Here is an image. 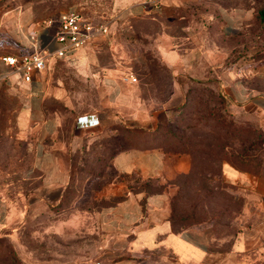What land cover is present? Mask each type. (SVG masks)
I'll return each instance as SVG.
<instances>
[{"label":"rangeland","instance_id":"rangeland-1","mask_svg":"<svg viewBox=\"0 0 264 264\" xmlns=\"http://www.w3.org/2000/svg\"><path fill=\"white\" fill-rule=\"evenodd\" d=\"M199 2L219 3L229 10L252 5L255 21L240 30L238 35L220 39L222 52L220 55L211 53L214 63L206 61L207 65H213L221 59L216 67L218 78L215 75L208 77L205 85L189 83L186 78L176 79L180 92L175 90L177 86H171V77L156 52L152 36L161 34L164 28L172 33L180 32L187 19L170 22L162 19H115L114 0H15L14 4H29L36 17L44 19L75 7L92 19L111 25L115 43L103 47L99 52L100 60L109 62L113 53L126 67L127 74L131 73L137 79L138 74L141 76L142 83L146 84L142 95L158 105L155 107L159 124L152 137L153 143L164 146L169 154H185L189 159L187 172L166 179L165 185L175 186L170 200L177 192L175 183L191 181L197 185L203 180L200 176L203 169H212L216 173L213 179L218 182L212 179L210 183L219 185V189L205 202L207 206H191L196 197L188 191L184 198L186 204L176 203L174 220L176 225L190 223L188 227L208 223L213 238L210 250L223 256L231 251L235 237L246 226L264 219L263 183L258 185L260 190L257 186L250 187L248 182L232 183L221 170L225 163L222 164L221 158L226 157L246 168L251 176L264 178V111L252 103H236L223 91L224 94L219 97L215 91L221 81L219 77L225 79L231 62H245L248 58L253 69L264 66V20L261 22L259 15L260 9L264 8V0ZM194 14L198 17L194 22L190 19L191 25L197 26L201 20L205 21L200 17L204 14L203 10ZM20 49L21 45L8 34L6 28L0 27V57L18 55L22 51ZM187 88L186 105L173 112L171 109L181 103L179 98L183 99V89ZM96 95L75 100L72 99L73 92H70L74 103L102 105L104 101ZM23 98L22 88L9 91L6 86L0 85V200L12 210L8 221H1L0 264H91L103 254L102 211L124 197L125 185L138 187L145 182L144 178L135 174L126 176L116 173L110 165L111 158L121 148L135 145L136 138L138 146L141 145L145 136L130 130L123 131L121 127L118 129L112 119L100 135H79V147L73 149L68 158L64 157L70 163L64 190L56 202L39 204L35 201L40 185L37 173H32L31 179H28L21 170L25 163L32 160V155H22L21 143L17 141L16 118ZM63 113L65 121L60 137L73 140L77 133L71 128L69 105L63 107ZM109 114L113 116L114 112L110 110ZM197 118H200V123L196 122ZM217 135L223 137L226 144L216 156H205L202 153L206 148L200 149L191 144L199 138L203 148L205 141L215 139ZM184 150L190 153L182 152ZM221 180L223 182H219ZM180 218H188V221L183 222ZM211 259L220 258L216 255ZM233 259L237 264H264V249L247 251Z\"/></svg>","mask_w":264,"mask_h":264},{"label":"crops","instance_id":"crops-1","mask_svg":"<svg viewBox=\"0 0 264 264\" xmlns=\"http://www.w3.org/2000/svg\"><path fill=\"white\" fill-rule=\"evenodd\" d=\"M199 1L114 0L115 19H162L169 22L187 19L180 32L172 33L164 28L161 34L152 36L173 88L178 85L176 79L179 78L216 76L217 63L221 59L213 65H207L206 61L212 60L211 53L220 55L222 52L220 39L238 35L254 18L252 5L229 10L219 3L202 4ZM14 3L15 0H0V27H5L21 45L22 51L18 55L34 51L52 53L57 47L53 41L54 27L45 26L44 17H36L31 5ZM201 10L204 14L200 17L205 21L201 20L197 26L191 25L190 19L194 22L198 17L194 12ZM108 28L107 35L94 37L83 48L68 52L64 57L50 56L45 68L33 72L29 82L23 81L20 74L1 60L4 55L0 57V85L9 91L20 87L24 92L16 118L17 141L21 143L23 156L32 155V160L21 170L28 179L32 173H37L40 185L35 201L39 204L56 202L64 190L70 171V163L64 157L68 158L73 149L79 147V135H100L111 119L118 129L121 127L123 131L130 130L145 136L141 145L138 146L136 138L135 145L121 148L113 154L110 165L116 173L136 174L145 179L159 178L160 183L165 184L167 178L189 170L187 155L169 154L160 144L153 143L152 137L159 124L155 107L158 105L142 95L146 84L142 83L141 76L137 75L135 83L123 80L126 67L113 53L109 62L100 60L99 52L103 47L115 43L110 24ZM32 36L34 41L30 40ZM214 62L212 60L210 64ZM231 63L226 69L225 79L219 77L222 82H218V89L236 103H252L264 111V66L253 69L248 58L245 62ZM175 90L180 92L181 88L177 86ZM70 92H73L72 99L75 100L92 98L97 94L104 103L99 106L74 103ZM67 105L71 128L77 133L73 140L60 137L65 121L63 107ZM110 110L114 112L113 116L109 114ZM80 116H85L89 125L78 123ZM222 172L232 183L248 182L250 187L257 186L259 190L258 185L263 183L261 189L264 191V178H255L227 163L223 164ZM124 189V197L101 213L103 254L91 264H237L234 256L264 249V219L246 226L235 237L231 251L224 254L223 259L221 254L210 250L213 238L208 223H196L181 231L172 230L169 219L170 197L175 192L173 184H167L161 192L150 194L132 192L126 185ZM11 211V208L7 209L6 202L0 200V226L3 219L8 221ZM216 255L220 259L212 260Z\"/></svg>","mask_w":264,"mask_h":264},{"label":"built area","instance_id":"built-area-1","mask_svg":"<svg viewBox=\"0 0 264 264\" xmlns=\"http://www.w3.org/2000/svg\"><path fill=\"white\" fill-rule=\"evenodd\" d=\"M43 23L55 29L53 41L57 43V47L52 53L34 51L18 56L8 54L1 57V60L14 72L20 74L25 82L31 81L33 72L45 68L50 56L64 57L68 52L85 47L94 37L109 33L105 21L88 18L77 8L60 11L55 16L45 19ZM34 38L32 36L30 40L34 41ZM123 80L130 83L137 82V78L131 73H126ZM77 122L84 125L90 123L85 116L78 117Z\"/></svg>","mask_w":264,"mask_h":264},{"label":"trees","instance_id":"trees-1","mask_svg":"<svg viewBox=\"0 0 264 264\" xmlns=\"http://www.w3.org/2000/svg\"><path fill=\"white\" fill-rule=\"evenodd\" d=\"M84 15L88 18H91L90 16H88L86 14H84ZM259 15H260V20L262 22L264 20V16H263L264 15V8L260 9ZM254 21H255V11H254L253 21L249 24V26L252 25V23ZM249 26H247L245 28H248ZM207 79L189 78L187 80L189 81V83H195L198 85H205L208 81ZM188 91H189V88H187L185 90V92L183 93V99H182L181 103L171 109L173 112H176L178 109H180L181 107H184L186 105V99H187L186 93H188ZM215 91L218 93L219 97H220V95L222 96L224 94L219 89H217ZM196 122L200 123V118H197ZM157 129H155V131H157ZM183 141L186 142L185 139ZM224 141H225V139L223 137L217 135V136H215V139H210L209 141H205V143L203 144V148H201L202 141L199 138L195 139L194 143H191V144L193 145V147H196V146L200 147V149L206 148L207 150L203 151L202 154H204L205 156H208V157H213V156H216L220 150L221 151L224 150V147L226 144ZM222 142H224V143H222ZM187 144H189V142H187ZM161 147L163 148L164 151H166L164 146H161ZM182 152H187V151L184 150ZM182 152H179V153H182ZM196 152H197V150H196ZM187 153H190V152H187ZM221 162H222V164L224 162L229 164L231 167H233L234 169H236L238 171L249 172L246 168H244V167L242 168V167L238 166V164H236L230 158L223 157V158H221ZM221 170H222V166H221ZM203 171L204 172H200V176H201V178H203V180H201L199 182V184H197V185L192 184L191 181H189V182L187 181L188 183L182 182V184L175 183V185L177 186V192L170 200V219L169 220H170V223L172 226V230L181 231V230L187 228L188 225L190 224V223H187V224L176 225L175 220H174V218H175L174 216H175V212H176V203L186 204V201H184V198L186 197V193H188V191L189 192L192 191L196 197V199H195L196 202L191 203V206H197V205H204L205 202L207 203V201L210 199L209 197H211V195L214 193V191L219 189V185L213 183V182H215V183L218 182L217 179H215V181L213 179L215 174H216L214 172V170L203 169ZM188 176L189 175H187L186 177H188ZM138 177H141V176L138 175ZM212 179H213V182L210 183L212 181ZM219 182H223V181L221 180ZM165 186H166L165 184L160 183L159 178H149V179H145V182L141 186H138V187L128 186V188L132 192H144L146 194H150V193H155V192H161ZM201 193H205V195L203 196V195H201ZM188 201L190 202V199H188ZM225 210H227V208ZM179 220L186 222V221H188V218H180ZM194 223H196V222H194Z\"/></svg>","mask_w":264,"mask_h":264}]
</instances>
